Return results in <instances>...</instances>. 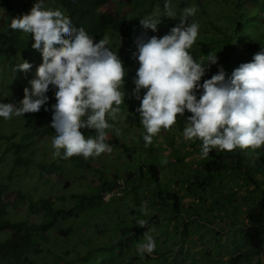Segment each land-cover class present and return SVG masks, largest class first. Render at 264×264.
Listing matches in <instances>:
<instances>
[{
	"label": "rangeland",
	"instance_id": "obj_1",
	"mask_svg": "<svg viewBox=\"0 0 264 264\" xmlns=\"http://www.w3.org/2000/svg\"><path fill=\"white\" fill-rule=\"evenodd\" d=\"M92 1L102 7L101 12H103V14L97 20L98 27L105 28L115 24L119 19H122L120 25L110 27L100 38L102 39L105 35L109 38L110 43L108 46L113 52L119 54L128 72V75L125 77L124 90L127 93L124 102L125 105H121V112L117 114L115 121L109 120L112 127L107 130L108 140L110 141L108 144L111 146L112 152L104 153L100 157L89 158L88 160H85L83 157H72L71 159L65 160L62 156L56 157L53 155L54 149L52 146V139L56 134H51L44 139H39L40 137L35 134L30 135L33 143H31L28 148H23L18 152V148L16 146L13 147L18 138L15 137L12 139L11 135L15 132H17V134L19 133L18 136H21L20 133L23 135V130L26 126H29L30 123H28L23 116H13L9 120L0 118V185H6L9 189V194L5 200L8 214L13 220L28 222L31 227L33 224L40 225L44 223L42 220L43 218L36 214L38 210L31 207V203L49 200L52 202L55 209H62L55 217V221L49 231L41 232L37 229V236L35 238L37 242H35V244H38L37 247L40 249L28 250L27 255L30 261L21 260V262L16 261L14 264H165V262L167 264H196L195 262L190 263L192 260L191 256L201 253V249H203V252L205 247H213V245L209 243L208 236L207 243L204 242L203 237H200L202 230L199 227L205 228L206 226L204 232L208 228L211 229L209 230L212 233L216 230H220L221 224L212 220L214 215L212 200L220 196V191H222V189H227L232 192V186L238 189L233 196L231 195L232 197L230 196V199L225 197L223 204L227 209L230 207L229 203L237 208L236 213L241 221L245 220L246 222L247 216L250 213H254L252 208L257 202L250 197L251 190H248L250 188L246 189L240 185L237 187L233 181L225 179L224 183L227 185L216 189L214 194H209L210 191L203 193L205 195L203 199L205 200L199 202L200 206L205 207L204 203L206 201L205 204L208 207L203 208L204 218L200 219L197 224H194L192 230L195 231H189V226L188 235H180L179 238L170 239L168 236L170 237L172 234V232H170L171 228L165 229L164 231H166L167 236L164 237L167 239L166 243L169 248L164 249L162 247H156L152 254L145 253L144 255H140L137 252L136 244L143 240L144 232L142 228L136 224V221L138 218L146 219L145 215L143 216L140 214L143 201H141L140 205L137 203L136 193H138L139 199H144V191L140 190L143 184L145 187L147 184L148 195L151 194L153 188L158 192L161 187L164 191L177 192L178 196L183 199L185 192L182 190L187 187V182L191 185V178L195 177L198 172L194 166L192 168L189 162L192 157L200 158V154L192 152V155H189V146L184 147L182 144V132L178 135V131H176L173 145L176 151L179 150V155L184 159L183 162L185 164L180 161L178 162V159H173L168 156V149L170 150L171 146L169 144V138H167V140L166 137L164 138L166 132H163V130L153 138V143L150 146H144L145 142L142 136L145 132L140 123L139 113L136 112V109L140 106V102L132 96V92L135 88L133 80L139 68L138 60L134 59L132 56V53L137 51L134 37L139 36L144 31L140 25V19L151 14L156 6L160 7L162 23L158 26L157 32L148 30L147 34L149 37H163L169 33L172 27L179 23V20L169 19L163 15L165 0ZM170 2L175 6L178 13L186 6H197L198 10L196 15L189 19V22L195 21L200 25L198 38L192 48L189 49L190 54L195 59L201 57H205L206 59V55H208L210 51L205 50L201 45L210 44L212 37L215 40H219L221 34L218 30L221 24L225 22L236 25V27L242 25L244 32L255 29L251 25L252 22L256 23L258 27L264 26V17H261L262 19L260 18L262 21H258L256 17L257 14H259V9L264 8V0H170ZM250 9H253V11ZM262 14L264 16V11H262ZM6 15L3 1L0 0V27L6 20ZM224 25L227 26L226 24ZM228 29L229 26L226 27L225 32H228ZM212 31H214L213 34ZM22 34L25 38L30 40L33 39L31 34L23 32ZM234 36L236 37L235 33ZM234 40L235 42L237 41L235 38ZM257 42L258 47L255 54L264 48V36H260ZM220 45V43L215 45V50L213 49L215 55L222 53V51L218 49ZM41 57V52H35L33 55L36 61L33 65L34 69H31L27 73H22V71L18 72H20L25 79H28L30 74V80L34 79L38 66L42 64V62H38ZM23 61H27V59L23 58ZM23 61L20 60L19 63ZM251 61L245 59L235 66L238 68L240 64ZM6 66L10 67L9 61H7ZM218 71V67L212 65L200 83L203 84L204 80L211 79ZM12 83L13 84H9V78L6 74L2 75V67L0 66V103H11L12 100L19 99L17 94H15L16 81L13 79ZM25 87H30V85L26 84ZM55 90L54 88L53 93L50 95L47 94L49 101L44 107L56 103ZM145 92L146 90L141 91V97H143ZM196 94L197 98H199L202 94V89ZM188 113L189 112L186 111L184 116L178 117L179 121L185 122ZM51 121L52 116H47L33 123L41 124V122H46L48 125H51ZM176 125L175 127L177 128L178 126L182 128L184 126V124H178V122ZM47 127L52 129L51 126ZM117 129H119V135L116 134ZM179 130L181 131L180 128ZM81 131L86 138L95 136L94 130L82 129ZM167 132L171 133L170 131ZM114 142L123 143L124 146L116 145ZM188 142H193V140ZM8 143H10L9 146H12L10 147L11 153L4 151L7 149L6 145ZM155 147L159 150L165 149L166 151L161 154L149 153V151ZM61 153L63 154V150H61ZM15 159L21 160L22 162L25 160L28 165H23L13 170ZM197 160L199 161V159ZM141 166H144L143 171L147 173L143 178L145 183L140 186L139 191H136L134 187L130 186L128 182L130 180L127 181L126 179L129 172L140 174ZM150 168H157V170H159L160 186L149 178V176L152 175L151 172H148ZM154 171L156 172V169H154ZM139 174L134 176L136 180L140 179L138 176ZM107 175L116 177L115 180L113 177L106 179L107 185L113 186L116 191L120 190L118 185H122L126 188L124 192H118L119 196L124 194V198H119L118 195H116V197L110 201L109 199L112 193L105 194L104 196L100 194L98 196L96 195L100 192V189L97 188V190L94 188V186L97 187V183L93 181L98 182L99 179H102L101 176L104 178V176L107 177ZM256 179L259 184L263 181L261 176L256 177ZM232 183L233 185H231ZM200 191H202V188H197V193ZM190 197L191 194L188 195V198ZM151 199L152 203L148 205V208L156 210V214L159 213L161 217V213L165 208V206L162 205L165 204L162 201L158 203L156 196ZM151 199L148 198L150 202ZM183 202L187 205L189 203L192 205L196 204L192 198H190V200L184 199ZM214 203L217 204V201ZM125 206L131 209V211L123 212L122 210H124ZM161 206L163 209H160ZM71 209L72 216L67 218V211ZM168 209H171L170 205H168ZM210 209H212L210 214L205 213ZM154 210L150 214L154 213ZM195 210L198 211L197 209ZM222 215L224 217V212ZM208 217H211V220ZM180 219L182 220V218ZM229 220L232 221V219L228 217L225 218V221L221 222L222 225L227 226L226 229L221 230L223 235H227L234 227H237L236 229L240 231V229L245 226L239 222L234 225L229 222ZM263 220L264 215L258 212L254 213V223L262 224ZM134 223L137 227H135ZM166 223L165 221V225ZM184 227L183 224L180 227L176 226L175 229L179 228L177 232L183 234ZM67 228H70L68 234H61V230L63 231ZM261 231H264V228L261 229ZM0 237L3 238L4 236L0 234ZM231 237L232 235L230 234V238ZM236 239L237 242H241V239L237 237ZM159 241L161 242V240ZM0 243H2L1 240ZM227 243L229 244L230 242L228 241ZM121 245L124 246L123 250H121ZM216 246H219V243L215 245L213 249L214 252L216 249L217 251L220 249L218 247L216 248ZM178 252L181 254L185 253L186 256L191 258L186 261H183L182 258L177 260L176 257L178 256ZM165 255H172L173 257L171 256V258H168L165 257ZM254 256L255 254H253V257ZM213 258L215 259V257H210V259L206 258L205 261L202 262L200 260L198 263L204 264V262H206V264H208L210 260H214ZM228 260L229 258H227V261ZM261 261L262 264H264L263 256H261ZM252 263L254 262L252 261L249 264Z\"/></svg>",
	"mask_w": 264,
	"mask_h": 264
},
{
	"label": "clouds",
	"instance_id": "obj_2",
	"mask_svg": "<svg viewBox=\"0 0 264 264\" xmlns=\"http://www.w3.org/2000/svg\"><path fill=\"white\" fill-rule=\"evenodd\" d=\"M197 10L196 5H190L178 13L170 0H165L163 15L178 19L179 23L163 37L147 34L148 30L157 32L162 23L159 6L140 19L144 31L134 37L137 51L132 56L138 60L139 68L132 96L140 102L136 112L145 132L144 146H150L161 130L180 124L178 117L187 111L191 115L185 119L182 136L185 141H202V158H207L212 149L232 152L262 148L264 48L251 62L240 64L230 77L226 78L221 66L217 74L201 84L211 66L218 64V56L210 52L206 59H195L189 52L199 35L200 25L189 22ZM11 28L32 35V48L42 53L38 61L42 64L36 77L30 80V74L27 79L30 87L24 88L19 106L0 103V118L9 120L38 113L48 103L47 93L53 86L56 89L50 125L56 133L52 139L53 155L65 160L72 157L88 160L111 153L112 148L106 142L107 130L112 127L109 120L115 121L121 105H125L128 72L119 54L108 46L109 38L105 35L98 43L94 42L83 28H75L63 11L45 8L44 0H39L29 14L13 19ZM32 67L23 61L14 71L27 73ZM142 90H146L143 97ZM82 129L94 130L95 136L86 138ZM116 134L119 135V129ZM141 214H148L147 202L142 203ZM136 224L144 228L148 222L138 218ZM155 249L156 241L147 231L136 244V250L144 255Z\"/></svg>",
	"mask_w": 264,
	"mask_h": 264
},
{
	"label": "trees",
	"instance_id": "obj_3",
	"mask_svg": "<svg viewBox=\"0 0 264 264\" xmlns=\"http://www.w3.org/2000/svg\"><path fill=\"white\" fill-rule=\"evenodd\" d=\"M2 1L3 7L7 15L6 20L0 27V66L2 67V75L6 74L9 78V84H13V79L16 81L15 94H17L19 99H14L11 103H17V106H19L18 103L24 98L23 90L25 88V85L29 84L30 80L25 79V77H23L20 72H16L14 71V69L16 65L19 64L20 60L23 61V58L27 59L30 64L34 65V62L36 61L33 58V55L35 52L38 51L32 48V44L34 43L31 42L30 39L25 38L22 34V31L13 30L11 28V23L13 19L22 17L25 14H29L32 7L36 3H38L39 0ZM44 6L46 8L50 7L53 10L60 9L61 11H63L65 15H67L71 19L73 26L77 29L83 28L90 36L94 38V42H98L99 39L103 36V34L107 32L110 27L120 25V23L122 22V19H119V21H117L113 25L107 26L105 28L98 27L97 20L103 14V12H101L102 7L95 4L92 0H44ZM250 10L253 11V9ZM262 11H264V8H260L258 11L259 14H257L256 16L258 21H262L261 19L264 17ZM224 24L229 26L228 32H225L227 26H225ZM251 25L255 29H251L248 32H244L242 25H238V27H236V25H232L230 23L225 22L221 24L218 30L221 34V38L219 40H215L212 37L210 44L201 45L205 50H209L211 52L213 49L215 50V45L217 43L221 44L218 49L222 51V53L217 55L218 64H216V66L218 67V69L221 66L224 68L226 78L230 77L232 72L237 68L235 66L237 63L245 59L249 61L252 60L253 56L255 55V51L258 47L257 39L260 36H264V26L258 27V25H256V23L254 22H252ZM213 33L214 31H212V34ZM234 33L237 38L234 36ZM234 38L237 40L236 42ZM214 50L212 51V53H214L215 55ZM7 61L10 62V67L6 66ZM31 69L33 70L34 66ZM53 89L54 87L50 86L47 94L50 95L51 93H53ZM52 106L53 105L50 104V106L42 107L38 113H27L25 114V116H23L28 121V123H30L29 126L25 127V129L23 130V135L20 133L21 136H18L19 133L17 134V132L11 135L12 139L15 137L18 138L17 142L13 145V147L16 146L18 148V152H20L23 148H28L31 143H33L30 135L35 134L40 137L39 139H44L45 137L51 134H56L54 129H49L47 127L50 125H48L46 122H41V124L33 123L34 121L44 119L47 116L51 117L52 114L50 113H52ZM45 108H48L49 111H45ZM190 115L191 113L187 114V116ZM179 122L181 124H184V122ZM173 127L174 128L167 130L171 133L163 130V132H166L164 138L166 137V140L167 138H169V144L171 146V148L169 147L170 150L168 149V156L173 159H178V162L180 161L181 163L185 164L183 162L184 159H182L179 155V150L176 151L173 145L176 131H178L179 135L180 132H182L183 128L179 126L177 128L175 127V125ZM179 128L181 129V131L179 130ZM181 139L184 147L189 146V155H192V152L199 154L201 153L202 141H200L199 139H193V142H188L184 140L183 136ZM106 142L109 143L110 141L107 140ZM9 144L10 143L6 145L7 149L4 151L11 153L10 147L12 146H9ZM114 144L119 145L118 142H114ZM164 151L166 150H159L155 147L154 149L152 148L149 153L161 154ZM197 159H199V161ZM14 163L15 165L13 167V170H16V168L20 166L28 165L25 160L24 162H22L21 160L15 159ZM189 163L191 164L192 168L194 166V168L197 169L198 172L195 177L191 178V185L187 182V187L182 190L183 192H185L183 199L178 196L177 192L174 193L172 191H164L161 189V187L158 192H156L153 188L151 190V194L148 195V185L146 184L145 187V185L143 184L145 183L143 178L147 173L143 171V166L141 167L140 174L133 172H129L127 174L126 180H130L128 182L131 187H134V190L139 191L140 186H142L143 184L140 191H144V199H139L138 193H136V199L139 205L141 204V201L147 202V205H150L152 203L151 198H154L155 196L158 203L162 201L165 204L162 205L165 206L164 209L162 206L160 207V209L164 210L161 213V217L159 216V213L156 214V210H154L153 208H148V214L145 215V219L148 224L146 227L142 228V231L144 232L143 235L148 231L153 236L156 241L157 248H169L168 244L166 243L167 239H165L164 237L167 236L166 231L164 230L171 228L170 232H175V230L177 232L179 228L175 229L176 226L180 227L186 222L185 220L180 219L183 217V214L184 216L189 215L191 217L200 215L195 210V207H193V205L189 208H186L185 203L183 202L184 199H186L188 195L191 194L194 201L205 200L203 199V197L205 196L203 193L206 191H210L209 194H214L216 192V189L227 185H225L224 183L225 179L233 181L237 187L238 185H240L246 189L250 188L248 189L251 190L250 197H252L257 202L256 205L252 208V210L254 211V213L258 212L264 215V147L256 149L254 151L250 149H236L232 152L212 149L207 158H202L201 155L200 158L192 157L190 158ZM154 169H156V172L154 171ZM148 172L152 173L149 178L155 181L160 186L161 182L159 170H157V168H150V171ZM136 174H139L138 176L140 177V179L136 180L134 178V176H137ZM260 176L263 178L261 184H259L256 179V177ZM111 177H113L114 180L116 178L114 176L107 175V177L104 176V178L103 176H101L102 179H99L98 182L93 181L94 183H97V187L94 186V188L100 189V192L96 195L98 196L100 194L104 196L105 194L112 193V196L109 199L110 201L114 197H116V195H118L119 191V193H121L122 191L124 192L120 185H118L120 190L117 191H115L116 189L113 186L107 185L106 179H110ZM231 185H233V183ZM197 188H202V191L197 193ZM231 189L232 192L227 189H222V191H220V196H218L217 199H214L215 201H217V204L221 203L225 207V205L223 204L225 197L230 199V196H233L235 191L238 190L233 186L231 187ZM8 190V186L0 185V234L4 236L3 238H1L2 236L0 237V240L2 241V243H0V264H14V262H21V260L30 261L29 256L27 255L28 250L40 249L39 247H37L38 244H35V242H37L35 240L37 236V229H39L41 232L49 231L52 227L53 222L55 221V217L59 214V211L62 210L55 209L53 207L52 202H50L49 200L31 203V207H34L36 210H38L36 214L43 218L42 220L44 221V223L40 225L33 224L30 227L28 222L13 220V218L8 214L7 205L5 203L7 195L9 194ZM124 196V194L122 196L118 195L119 198H124ZM148 198L151 199V202L148 200ZM168 205L171 206L170 210L168 209ZM153 210L154 213L150 214L151 212H153ZM71 211L72 209L67 211V218L69 216H72ZM122 211L130 212L131 209H128L125 206L124 210ZM210 211L211 209L207 211V213H210ZM254 213H250L247 216V221H243L241 223L245 226L240 229V231H237V238L241 239V242H237L235 244L233 240L231 242L230 238V243H226L228 247L231 246V244H234V253H238L233 257H230L229 264H249L252 261L254 262L252 264H262L261 256L264 257V231H261V229L264 228V220L262 224L254 223ZM237 220V222L241 221V219H239L238 217ZM165 221L167 222L166 225ZM135 227H137L136 224ZM236 228L237 227H234L233 230H231L232 237H236V232L234 231ZM69 229L70 228H67L63 231L61 230V234H68ZM159 240H161V242ZM121 247V250H123L124 246L121 245ZM253 254H255L254 257ZM178 255H181L178 259L182 258L183 261H186L187 256L185 255V253L181 254L178 252ZM215 255L218 256L215 253L214 257ZM171 256L172 255H165V257L168 258H170ZM209 264L213 263L209 262Z\"/></svg>",
	"mask_w": 264,
	"mask_h": 264
},
{
	"label": "crops",
	"instance_id": "obj_4",
	"mask_svg": "<svg viewBox=\"0 0 264 264\" xmlns=\"http://www.w3.org/2000/svg\"><path fill=\"white\" fill-rule=\"evenodd\" d=\"M187 193V192H186ZM190 198H192L193 199V197L191 196ZM190 198H186V200H190ZM194 201V200H193ZM194 202H196V204L195 205H193V207H195V209H197L198 211V213L200 214V215H198V216H194V217H192L191 218V216H189V215H186V216H184V214L182 215L183 217H182V220H185L186 222H185V224H184V231H183V234H180V233H178V232H176V230H175V232H172V234H171V236L169 237L168 236V238H179L180 237V235H182V236H186V235H188L189 233H188V230H189V226H190V230L189 231H195V230H192L193 229V226H194V224H197V222L198 221H200V219H203L204 218V213H203V208H205V207H208L205 203H206V201H205V203H204V205H205V207H201L200 206V203L199 202H202V201H197V200H195ZM212 206H213V212H214V215H213V221L214 222H219L220 224H221V226H220V230H216L214 233H212L210 230V228H208L205 232H204V229L206 228V226H205V228L204 227H199V228H201V230H202V232L200 233L201 235H200V237H203V240H204V242L205 243H207V238L209 239V243H211L212 245H213V247L212 248H207V247H205V249H204V251L202 252V250L203 249H201V253H198V255H192L191 257H188L187 256V259L186 260H188V259H192L191 260V262L190 263H193V262H195V263H198L200 260L203 262V261H205V259L207 258V259H210V257L212 258V257H214V254L216 253L218 256H216L215 255V259L214 260H210V262H212L213 264H216V262H217V264H222V262H223V264H229V260L227 261V258H229L230 259V257H233L234 255H236V254H238V253H234L235 252V249H234V247H235V245L234 244H231V246H227V242L228 241H230V234H231V232H228L227 233V235H223L221 232V230H224V229H226V225H222V221H225V218H228V217H230L231 219H232V221H230L229 220V222H231V223H233L234 225H236V223H237V217H238V214L236 213V208L234 207V206H232V204L231 203H229V208L227 209V207H224L221 203L219 204H215L214 202H215V200H212ZM211 204V203H210ZM190 206H192V204L191 203H189L188 205L185 203V207L186 208H189ZM224 208V209H223ZM209 211V210H208ZM216 211H217V215H216ZM223 212H224V217H223ZM205 213H207V211L205 212ZM210 214V213H209ZM237 215V216H236ZM187 217V218H186ZM209 219L211 218V217H208ZM240 218V217H239ZM211 220V219H210ZM241 222H243V221H241ZM241 222H239L240 224H241ZM244 222H245V220H244ZM198 224H200V223H198ZM201 225V224H200ZM210 229V230H209ZM230 229H231V227H230ZM198 230H200V229H198ZM235 232H236V237H237V229H235L234 230ZM209 232H211V233H209ZM211 235V236H210ZM208 236V237H207ZM236 237L235 236H233V237H231V240H233L234 241V243L236 244L237 243V239H236ZM226 240H227V242H226ZM217 243H219L220 245H221V249H219L218 251H217V249H216V251L214 252L213 251V249L215 248V245L217 244ZM220 245L219 246H216V248L218 247V248H220ZM225 250H227V251H225ZM223 251V252H222ZM181 255H178L177 257H176V259L178 260V258L180 257ZM171 258V257H170ZM219 262V263H218ZM165 264H167L166 262H165ZM204 264H206V262H204ZM209 264V263H208Z\"/></svg>",
	"mask_w": 264,
	"mask_h": 264
}]
</instances>
